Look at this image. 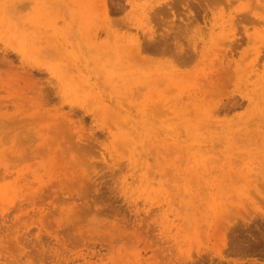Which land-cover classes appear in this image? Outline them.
<instances>
[{"label": "rangeland", "instance_id": "374dc122", "mask_svg": "<svg viewBox=\"0 0 264 264\" xmlns=\"http://www.w3.org/2000/svg\"><path fill=\"white\" fill-rule=\"evenodd\" d=\"M0 2V264H264V0Z\"/></svg>", "mask_w": 264, "mask_h": 264}, {"label": "bare ground", "instance_id": "6f19581e", "mask_svg": "<svg viewBox=\"0 0 264 264\" xmlns=\"http://www.w3.org/2000/svg\"><path fill=\"white\" fill-rule=\"evenodd\" d=\"M0 4L1 5H3L2 4V2H0ZM5 8H7V7H5ZM1 9H4V7L3 6H0V10ZM89 13V12H88ZM144 15H146V14H144ZM89 16H91L90 14H89ZM94 16V15H93ZM149 16V15H148ZM148 16H147V18H148ZM149 19V18H148ZM147 19V20H148ZM89 20H90V18H89ZM37 23V22H36ZM36 23H33V24H36ZM148 23H149V20H148ZM147 22H145V24H144V26L142 27L143 29H145L146 30V32H148V33H151L149 30H150V28H148L149 27V25H147L148 24ZM90 26V25H89ZM146 26H148L147 28H146ZM145 27V28H144ZM34 27H32V29H33ZM108 29H110V28H108ZM73 30L72 29H70L68 32H72ZM149 38H152V39H154L153 38V36H149ZM94 45V44H93ZM160 48V47H159ZM94 50L96 51V56L98 57V59H96V73H98V69H101V65H100V63H99V60H100V57H101V54H102V50H101V48H100V46L98 45V44H96L95 43V45H94ZM157 50H159V49H157ZM160 50H161V48H160ZM159 50V51H160ZM162 50H164V49H162ZM161 50V51H162ZM165 51V50H164ZM164 51H162L163 53H164ZM120 52V51H119ZM136 52L140 55L141 54V49H140V46H139V44H138V46H137V48H136ZM115 53H117V57H119L120 56V54L118 53V52H115ZM162 53V54H163ZM80 55V54H79ZM124 56V55H123ZM127 56V55H126ZM125 57V56H124ZM82 59V58H81ZM81 59H79V62H76L75 64H77V65H74V67L76 68H74L75 70H77L81 75H82V70H81V68H80V66H83V62H82V60ZM81 60V61H80ZM107 68H109V69H111L110 67H107ZM76 71V72H77ZM104 72H105V76L107 77V82H108V84H112L113 82H114V84L116 83V79H117V77H116V75L114 74V72H112L111 70H104ZM99 74V73H98ZM127 74L126 73H123V77L124 76H126ZM126 78H128V79H130L131 80V76L130 75H127L126 77H125V79H124V81H123V85L122 86H120V87H115L116 89H118L120 92H117L118 94H125V93H129L133 88H134V86L136 85V81H128V80H126ZM260 96V106L262 105V109H258V111H263L264 112V93H260V94H258V96H256V97H252L251 99L252 100H255V102L254 103H256V99L258 98ZM40 97V96H39ZM41 98V97H40ZM17 100H19L18 98H16ZM249 100V99H248ZM19 102V101H18ZM22 102H24V101H22ZM27 102V104H28V101H26ZM32 105H33V107H36V106H38V105H40V103H36L35 102V104L34 103H31ZM219 104V103H218ZM16 105H19L20 107H19V110H20V112H22L23 110H24V107H25V105L22 103L21 105L20 104H18V103H16ZM14 106V108L15 109H18V107L17 106ZM252 110H254V111H256V109H252ZM199 111L200 112H202L203 113V115H205L206 117H207V120L210 118V116L212 115L211 114V112H209L208 110L207 111H205V110H202V109H199ZM43 116H41V117H47V118H49V114H42ZM180 116H183V115H180ZM13 120L14 121H11V124L8 122V123H4L5 124V126H7V127H9V128H11V129H14L15 130V133H13L14 134V136H13V134H12V136H13V143L15 144V143H18V148L16 147V149L17 150H21L22 149V146L24 145V144H31V143H34V141H36V140H38L39 142L37 143V144H39L40 146H42L44 149H46V150H49V149H51V148H55V149H58V151H60L61 150V146H62V143L63 144H65V145H70L71 144V137L72 136H70L69 134H70V131H69V129H65L64 128V124H62V123H60V124H58V125H54L53 127H46V128H43L44 130H41V124H38V126H35V128H33L34 130H32V129H28V130H26V131H20V130H18L17 129V125H19L18 124V121H17V119L15 118V117H13ZM35 120H37L36 119V116L35 115H31L29 118H24V119H21V124L20 125H22V126H26V127H28L29 125H28V123H30V124H32V125H34L35 124ZM16 121V122H15ZM61 126H62V128H61ZM197 127H198V125H194V126H192L191 128H193V129H197ZM185 128H187L186 126L184 127V129ZM190 128V127H189ZM63 129V130H62ZM50 130H52V134H47V132H49ZM9 131V130H8ZM66 131L67 132H69V134L67 135L66 134ZM63 134H65V136L63 135ZM57 135V136H56ZM57 137V138H56ZM40 138L42 139V140H40ZM55 138H56V140H55ZM15 140V141H14ZM68 150H70V148H68ZM22 151L24 152V150L22 149Z\"/></svg>", "mask_w": 264, "mask_h": 264}]
</instances>
